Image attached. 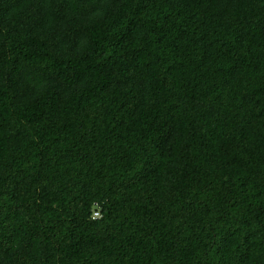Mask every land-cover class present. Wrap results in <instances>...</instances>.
<instances>
[{"label": "trees", "instance_id": "trees-1", "mask_svg": "<svg viewBox=\"0 0 264 264\" xmlns=\"http://www.w3.org/2000/svg\"><path fill=\"white\" fill-rule=\"evenodd\" d=\"M0 264H264V0H0Z\"/></svg>", "mask_w": 264, "mask_h": 264}, {"label": "rangeland", "instance_id": "rangeland-1", "mask_svg": "<svg viewBox=\"0 0 264 264\" xmlns=\"http://www.w3.org/2000/svg\"><path fill=\"white\" fill-rule=\"evenodd\" d=\"M96 211L93 212V216H98L99 213L97 212V209H95Z\"/></svg>", "mask_w": 264, "mask_h": 264}]
</instances>
